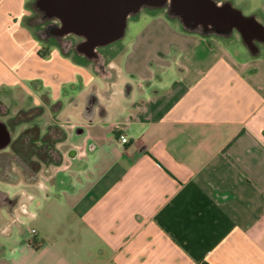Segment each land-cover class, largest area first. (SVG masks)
I'll use <instances>...</instances> for the list:
<instances>
[{
	"label": "crops",
	"instance_id": "crops-1",
	"mask_svg": "<svg viewBox=\"0 0 264 264\" xmlns=\"http://www.w3.org/2000/svg\"><path fill=\"white\" fill-rule=\"evenodd\" d=\"M33 15L0 0V104L65 138L0 190V264H264V52L151 12L98 73Z\"/></svg>",
	"mask_w": 264,
	"mask_h": 264
},
{
	"label": "water",
	"instance_id": "water-1",
	"mask_svg": "<svg viewBox=\"0 0 264 264\" xmlns=\"http://www.w3.org/2000/svg\"><path fill=\"white\" fill-rule=\"evenodd\" d=\"M30 7L35 23L53 24L58 39L67 35L80 38L77 53L93 60L98 73L105 72L99 49L122 39L128 18L143 9L163 10L184 30L203 36L228 38L236 31L252 55L260 52L258 43H264V25L256 15L243 14L229 0H33ZM10 140L11 132L0 118V151Z\"/></svg>",
	"mask_w": 264,
	"mask_h": 264
},
{
	"label": "flooded vegetation",
	"instance_id": "flooded-vegetation-1",
	"mask_svg": "<svg viewBox=\"0 0 264 264\" xmlns=\"http://www.w3.org/2000/svg\"><path fill=\"white\" fill-rule=\"evenodd\" d=\"M35 18L36 16L33 22L36 21ZM52 25L46 23L41 28L39 26L37 30L39 36L45 41H54L63 51L73 52L78 55L77 44L80 38L67 35L58 39L55 36V30ZM258 46L260 50H264V43H258ZM103 48L99 49L100 52ZM97 61L98 59L95 60V62ZM2 111L3 108L0 106V118L9 114L4 122L7 129L11 132V140L6 149L0 151V180L7 183H16L19 181L20 176L23 178L32 170L35 162H40L41 157H53L54 152L51 149V142L56 137L57 131L49 129L51 125H48L43 134H40V130L37 132L35 128L37 122L34 119V116L36 118L38 114L37 110L28 112L19 111L14 115L10 114L7 107L6 112ZM25 120L29 121V126L17 132L16 136L13 137L14 128ZM45 134L46 139L43 138Z\"/></svg>",
	"mask_w": 264,
	"mask_h": 264
},
{
	"label": "rangeland",
	"instance_id": "rangeland-1",
	"mask_svg": "<svg viewBox=\"0 0 264 264\" xmlns=\"http://www.w3.org/2000/svg\"><path fill=\"white\" fill-rule=\"evenodd\" d=\"M32 1L33 0H29L30 5H31ZM229 1H231V3L235 7L239 8L242 11V13L245 15H250L252 13L256 14L257 19L264 25V14H263L264 13V0H229ZM151 12L152 13H159V14H162L163 16L165 15L163 10H146V9H143L138 13L137 16L129 17L127 20V27H126V32H125L124 37L122 39L104 47L103 49H101V52L105 53L107 61L110 59V55L112 53H115V51H119L120 50L119 48L121 46L126 45L130 41L131 36L134 34L136 28L141 26L143 23H145L149 19V17H150L149 14ZM35 16L36 15L34 13L33 18H32L33 20H34ZM166 18H168V17H166ZM168 21L177 22L176 20L169 19V18H168ZM236 37L238 38L237 45L240 46L243 50H245V47H243L241 45L239 35L236 31H234L230 37L221 38V39L226 41V42H231L232 40L236 39ZM261 52H264V50H261ZM10 108L12 111H14L15 107L13 105H11ZM8 113H9V111H8ZM8 116H9V114L2 116L1 118L4 121L8 118ZM48 117L49 116L46 114V115L40 117V119H38V120L42 123V125H44V123L47 121ZM34 119L36 120L35 116H34ZM29 124L30 123L28 120L22 121L21 124H19V126L14 128L12 136L15 137L17 132H19L23 128L29 126ZM43 127L44 126H42V129H43ZM19 179H22V176H20ZM23 186H24L23 183H19V182L7 183V182L0 180V190L5 191V192L9 193L10 195H15L16 193H19ZM13 198H15L14 201H12V200L8 201L6 198V205H5L6 206V215L4 217H2V215H1V208H0V231L5 230L13 219L11 211L13 208L17 207V205H16L17 197H13ZM4 238H5V236L0 234V239H4Z\"/></svg>",
	"mask_w": 264,
	"mask_h": 264
},
{
	"label": "trees",
	"instance_id": "trees-1",
	"mask_svg": "<svg viewBox=\"0 0 264 264\" xmlns=\"http://www.w3.org/2000/svg\"><path fill=\"white\" fill-rule=\"evenodd\" d=\"M35 128H36L37 132H39L38 123L35 124ZM49 129H53V130L57 131L56 137L51 142V146H52L51 149L54 152L53 157H47V158L41 157L40 158V162L39 161L35 162L32 170L23 177V179H25L26 181H29V182L35 181L36 174H37V171L40 168L41 162L58 163L60 161L61 154H60L59 150H57L55 148V145H56L57 142L62 141L65 138V131L62 128H60L59 126H57V125H51L49 127ZM43 138L46 139V134L44 135ZM6 198H7L8 201H11V200L14 201L15 200V198H8L6 193L0 191V205H6Z\"/></svg>",
	"mask_w": 264,
	"mask_h": 264
},
{
	"label": "built area",
	"instance_id": "built-area-1",
	"mask_svg": "<svg viewBox=\"0 0 264 264\" xmlns=\"http://www.w3.org/2000/svg\"><path fill=\"white\" fill-rule=\"evenodd\" d=\"M119 140L122 143H125L128 141L127 137L124 134L119 135ZM30 233L34 235L36 233L35 229H30Z\"/></svg>",
	"mask_w": 264,
	"mask_h": 264
},
{
	"label": "clouds",
	"instance_id": "clouds-1",
	"mask_svg": "<svg viewBox=\"0 0 264 264\" xmlns=\"http://www.w3.org/2000/svg\"><path fill=\"white\" fill-rule=\"evenodd\" d=\"M170 2H171V0H170ZM43 186L41 185V188H42ZM36 217H37V213H36V211H33V213H32V219H36Z\"/></svg>",
	"mask_w": 264,
	"mask_h": 264
}]
</instances>
